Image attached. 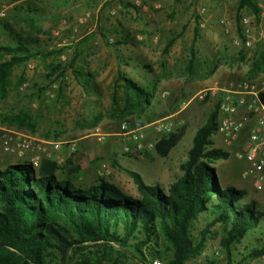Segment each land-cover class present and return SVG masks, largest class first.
<instances>
[{
    "label": "rangeland",
    "instance_id": "1",
    "mask_svg": "<svg viewBox=\"0 0 264 264\" xmlns=\"http://www.w3.org/2000/svg\"><path fill=\"white\" fill-rule=\"evenodd\" d=\"M239 2L29 0L9 4L2 0L0 13L6 16L0 18L1 44L15 43V34L28 38L30 28L20 18L35 15L39 19L38 32L32 39H37V49L60 52L12 70L8 93L0 96V126L45 141H88L91 146L85 150L72 151L66 146L57 153L43 155L64 164L74 157L85 160L88 152L99 154L95 176L89 179L88 173L81 175L80 182L87 185L93 184L94 179H108L127 195L137 198V188L125 171L134 170L148 184L167 189L169 183L182 174L180 165L187 159L196 131L215 108L217 99L210 95L211 89L223 87L230 81L248 79L255 56L264 51V21L257 20L251 9L238 12ZM255 2L264 12V0ZM31 9L34 12H29ZM203 10L204 15L201 14ZM239 16L251 19L248 34L239 23ZM3 22L12 29V35L3 31ZM195 29H198V36L191 74L187 65ZM175 37V45L164 54L168 40ZM9 59L5 56L1 62ZM119 71L150 94L151 105L142 115L123 114L124 93L122 82L117 81ZM23 114L31 115L36 121L34 132L9 125V117ZM135 118L146 125L155 124L147 129L150 142L184 125L187 131L167 158L160 157L155 150L126 155L121 145L110 153L105 143L91 137L97 129L103 132L120 130L122 122ZM159 125L167 128L157 131L155 127ZM211 139L216 148L230 153L229 159L218 165L219 181L222 177L242 189V173L246 167L241 158L243 142L229 150L218 135L214 134ZM11 160L13 157L0 149V166L5 167ZM156 179L161 182L158 184ZM249 202L247 198L243 200V203ZM258 208L264 211V204H258ZM204 224L205 219H202L196 227L201 229ZM213 232L217 236L208 239L203 253L187 264L229 263L227 252L221 246V229L215 227ZM261 239V231L257 230L236 245L232 255L235 264H264V257L243 260L260 245Z\"/></svg>",
    "mask_w": 264,
    "mask_h": 264
},
{
    "label": "trees",
    "instance_id": "2",
    "mask_svg": "<svg viewBox=\"0 0 264 264\" xmlns=\"http://www.w3.org/2000/svg\"><path fill=\"white\" fill-rule=\"evenodd\" d=\"M1 5L2 0L0 10ZM244 9H251L259 20L262 9L255 0H240L238 12ZM20 20L30 28L28 38L15 34V43L0 42L3 97L15 67L60 52L37 49L38 41L32 39L38 32L39 19L35 15ZM1 26L4 32L13 34L7 23ZM194 35L187 65L191 74L198 29ZM1 38L0 34V41ZM176 41V37L168 40L164 54ZM5 56L10 59L1 62ZM262 72L264 51L255 56L248 79ZM117 81L122 82L124 115H142L149 109L151 100L146 89L121 71ZM217 121L216 103L206 123L197 129L187 159L180 165L182 176L167 189L148 184L137 171L125 170L137 188V198L104 178L92 185H81L82 167L74 158L64 164L43 158L38 168L28 158L0 166V264H150L153 259L164 264H187L203 253L208 239L217 236L215 227L221 229V246L229 257L228 264H235L233 248L257 230L261 231V243L243 260L264 257V211L255 201L243 203L248 196L246 190L223 187L213 166L230 157L228 151L213 147L211 137L217 131ZM8 123L33 132L36 127L29 114L11 116ZM186 131L184 125L158 140L155 152L167 158ZM202 219L205 224L199 229L196 225Z\"/></svg>",
    "mask_w": 264,
    "mask_h": 264
},
{
    "label": "built area",
    "instance_id": "3",
    "mask_svg": "<svg viewBox=\"0 0 264 264\" xmlns=\"http://www.w3.org/2000/svg\"><path fill=\"white\" fill-rule=\"evenodd\" d=\"M201 14L204 15L205 10ZM5 16L4 12L0 13L1 19ZM260 18L263 22L264 12ZM240 23L245 34H248L251 19L243 17ZM210 95L217 99L218 104L215 134L229 150L237 143L243 142L241 158L246 162V167L242 177L252 181L257 192L264 193V72L254 79L230 81L223 87H214ZM154 125H146L140 118L122 122L118 134L124 141L122 152L131 155L141 150H155L158 140L149 143L143 141L147 129ZM162 128L167 127L163 125L155 127L157 131H161ZM91 136L102 143L109 135L97 129ZM66 146L72 151L76 150L74 143L45 141L19 130L0 126V149L15 159L28 158L35 168L40 166L42 159L45 158L44 154L57 153ZM150 264L164 263L160 259H153Z\"/></svg>",
    "mask_w": 264,
    "mask_h": 264
},
{
    "label": "crops",
    "instance_id": "4",
    "mask_svg": "<svg viewBox=\"0 0 264 264\" xmlns=\"http://www.w3.org/2000/svg\"><path fill=\"white\" fill-rule=\"evenodd\" d=\"M107 133L109 136L106 138V140L104 142H100L101 144H106L105 147L107 149L108 152L110 153H114L118 146L121 145V148H123L124 146V141L123 139L118 135L119 134V130L117 129V131H113V132H105ZM92 137V136H91ZM112 137V138H111ZM110 138V139H109ZM151 139V135H149V131L146 132L145 138H144V143L145 142H150ZM83 140V139H82ZM97 140V139H96ZM160 140V139H159ZM67 143V142H66ZM75 146L77 148V150L81 149V150H85L87 148H90L91 144L88 143V141H81L77 140L75 141ZM64 149V148H63ZM120 149V148H119ZM118 149V150H119ZM76 150V151H77ZM99 154H95L93 152H88L86 153V159L82 160L79 157H74V160H76V162H78L81 167H82V173H88L89 176L88 178L90 179L91 177L95 176L97 170H98V164L97 160ZM224 161V160H221ZM221 161H218L216 164H214L213 166L217 169L218 165L220 164ZM16 162V159L11 160L9 162V164H14ZM2 163V162H1ZM217 173H218V169H217ZM82 175V174H81ZM230 175V174H229ZM182 176V174L179 175L178 178H180ZM232 176V175H231ZM178 178H176L174 181L170 182L169 185H171L173 182H175ZM220 178V177H219ZM81 179V178H80ZM158 184L161 182L159 179H156ZM93 181H95L93 184H95L98 180L94 179ZM220 182L222 185L226 186H231V187H236L239 188L235 185H231L229 183V181L225 180L224 178L221 177ZM81 185H87L84 182H80ZM241 184H243L242 189L246 190L248 192V196L247 199L251 200H256L257 203L259 204V206L262 205V203L264 204V193H259L255 190L254 185L252 183V181L250 180H246L243 179V182H241ZM92 185V184H89ZM88 186V185H87ZM160 186V185H159ZM257 204V205H258Z\"/></svg>",
    "mask_w": 264,
    "mask_h": 264
}]
</instances>
